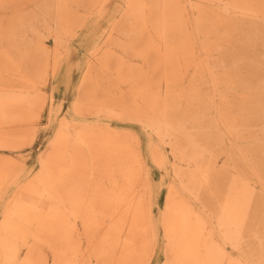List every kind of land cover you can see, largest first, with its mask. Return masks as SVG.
I'll return each mask as SVG.
<instances>
[{
	"label": "bare ground",
	"instance_id": "6f19581e",
	"mask_svg": "<svg viewBox=\"0 0 264 264\" xmlns=\"http://www.w3.org/2000/svg\"><path fill=\"white\" fill-rule=\"evenodd\" d=\"M28 1L0 0V264H151L160 231L162 264H264V0Z\"/></svg>",
	"mask_w": 264,
	"mask_h": 264
},
{
	"label": "rangeland",
	"instance_id": "374dc122",
	"mask_svg": "<svg viewBox=\"0 0 264 264\" xmlns=\"http://www.w3.org/2000/svg\"><path fill=\"white\" fill-rule=\"evenodd\" d=\"M38 1L39 0H30L28 2L31 3V4L24 5L23 7H19V10L20 11L30 10L31 8H34V4L33 3H36ZM115 10H116V8H115ZM107 25H108V21L107 20L102 21L100 23V27H99L100 30L99 31L103 30ZM48 44L50 46H52V41L50 43H48ZM79 51H80V55H83L85 53V52H83L81 50V48H79L78 52ZM75 77L77 78V74L75 75ZM67 97H69V95ZM69 103L70 102L67 103V106L69 105ZM46 123H47V118H46V116H44L42 118V121L40 122V124L38 126V132H37V137H36L35 143L33 144V146L31 148H27V149L23 150L24 152L26 151L25 160L27 162V165L30 166V167H35L37 165L38 157L45 150L46 145H47V141L53 135L54 125H51V127H50V125L46 124ZM113 124H114L115 127L124 128V130H131V131H133L135 133L140 134V136L143 139V145L144 146L149 143L150 139L157 140L155 136H150L148 134V132H145L139 126H134V125L125 124V123H118V122H113ZM163 151L169 157L168 160L171 159L172 156H171L169 147L163 146ZM150 167L153 168L154 177H155L157 182L161 181L163 179L164 175L167 177L168 181H170L172 179V177H173V172L171 170V165L169 167V172L159 170L158 168H156L151 163H150ZM166 192H167L166 189H163L162 192H161L160 199H159L160 200L159 201L160 202V207H163V204H164V201H165ZM155 213H156V215H158L159 214V209H157ZM160 232H161V234H160V245H159L158 250L155 253L153 262L151 264H162V262L165 260V255L163 253L165 242H164V240L162 238V236H163L162 231H160Z\"/></svg>",
	"mask_w": 264,
	"mask_h": 264
}]
</instances>
